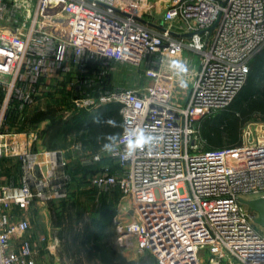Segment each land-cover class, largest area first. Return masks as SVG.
Here are the masks:
<instances>
[{"label": "built area", "instance_id": "2783aa9c", "mask_svg": "<svg viewBox=\"0 0 264 264\" xmlns=\"http://www.w3.org/2000/svg\"><path fill=\"white\" fill-rule=\"evenodd\" d=\"M263 48L264 0H0V161L21 162L0 171V264H34L23 214L70 198L72 158L100 194L129 201L113 220L122 249L156 264H264V231L240 200L264 195V119L223 148H205L198 123L231 104ZM124 66L139 81L119 83ZM46 94L65 117L119 103L123 131L98 149L46 147V126L19 128ZM141 130L152 145L127 156Z\"/></svg>", "mask_w": 264, "mask_h": 264}, {"label": "trees", "instance_id": "16d2710c", "mask_svg": "<svg viewBox=\"0 0 264 264\" xmlns=\"http://www.w3.org/2000/svg\"><path fill=\"white\" fill-rule=\"evenodd\" d=\"M262 81L264 48L251 59L248 79L233 102L225 109L208 114L198 121L205 148L237 145L241 142L243 127L254 115L264 119V89L259 85ZM4 96V90L0 89V106ZM59 102L56 99L47 109H38L19 128L35 127L40 122L49 120L44 130V143L49 148H57L61 140L71 136L73 141L82 143L84 147L98 149L114 143L123 131L124 119L119 103H108L94 111L83 109L73 113L70 118L63 119L58 115ZM223 116L225 118H219ZM76 170L83 173L81 178H85L90 167L78 166ZM72 195L71 193L70 196ZM111 196L109 193L103 194L91 220H83L84 227L80 229L82 233L76 231L80 220L72 211L76 203L68 205L70 198L61 201L58 223L60 227L66 226L65 229L61 227L62 231L58 233L63 246L65 245L62 256L73 260L74 264H85L86 261L90 264H156L151 256H145L140 261L128 258L112 241L105 240L104 232L113 224L117 213L116 202Z\"/></svg>", "mask_w": 264, "mask_h": 264}, {"label": "rangeland", "instance_id": "374dc122", "mask_svg": "<svg viewBox=\"0 0 264 264\" xmlns=\"http://www.w3.org/2000/svg\"><path fill=\"white\" fill-rule=\"evenodd\" d=\"M123 72L121 76L117 77V80L120 81L119 83H124L126 85H132L134 82L139 81V77H140L138 74L139 72L135 67L124 66ZM259 85L261 86L262 89H264V81L260 82ZM55 102H56V99H54L52 95H49V94L44 95V97L41 98V100L38 103H36L29 109V117L30 115H33L38 109H47L52 103H55ZM59 109L60 108L58 107V115L63 119H68L73 115L72 113L70 116L65 117L67 116L66 113L59 112ZM219 118H225V117L223 116ZM259 119H261L260 116L254 115L248 122L259 120ZM48 122L49 120H44L40 122V124L41 126H46ZM242 132H243V129H242ZM75 143H80V142L73 141V137L67 136L66 139L61 140L60 146L58 147L67 148V147L73 146V144ZM88 148L89 147H84V146L82 147V149H88ZM79 151L81 150L75 149L72 152L73 154L76 155ZM75 159L76 158H72V162H71L72 164L69 167L70 169L69 171L72 175V180H73L72 187H71V193L73 195L70 196V199L67 201V203L68 205H71L73 202L76 203L75 206H73L72 211L76 217L80 218V220L77 222V225H76L77 227L76 231H78L79 233H82V230L80 229L84 227L83 220H91V217L93 216L94 211L97 210L99 207V203L101 202L100 200L103 196V193L100 194L99 190L96 187L91 186V184L87 182L85 178H81L82 172L76 170V167H78V161H75ZM14 166H16L15 171L17 172L21 166L20 160L18 162L14 158H3L0 161V171L4 175H6L5 172H11ZM109 194H112L111 199H113V201L116 202L115 209L117 211L118 210L124 211L125 208L129 206L130 204L129 201H127V199L122 196V193L118 189L112 190L111 192H109ZM117 196H119V198H117ZM250 197L253 198L255 196H250ZM41 204H44L43 212L42 210H40L41 207H39L38 211H34L32 213L26 212L23 214V216L27 214V216H29L31 220L32 227L29 230V234L34 231L35 227L38 228V226H42L43 229L46 228L47 225L48 227H53V229H55L54 230L55 234H58L59 231H62L63 228L65 229L66 228L65 225H63V227L61 226L62 227L61 229L58 223V214H60L59 211H61L60 210L61 202H57L54 204L53 203H41ZM45 204L47 206H45ZM77 213H80V214L78 215ZM43 214H46L47 216L44 217ZM258 227L260 230L264 231V227L260 225H258ZM48 231L49 230H46V232ZM51 235L53 236V234ZM104 236H105V240L112 241L115 244V246L125 256H127L128 258L140 261V259L138 258L139 257L138 253H136L135 251L131 252L128 250H124L120 247L119 245L120 242L118 241V232L116 231V226L114 224H111L110 226L107 227V229L104 232ZM61 244H62V241H61ZM60 246L62 249H53V253L55 254V256L59 257L60 252L62 253V250L65 248V245L62 246L60 245V242H58L56 247H60ZM68 264H74V261L68 258ZM85 264H90V263L86 261ZM222 264H241V263L239 261H236L235 259H231V261H224Z\"/></svg>", "mask_w": 264, "mask_h": 264}, {"label": "crops", "instance_id": "0c3cea01", "mask_svg": "<svg viewBox=\"0 0 264 264\" xmlns=\"http://www.w3.org/2000/svg\"><path fill=\"white\" fill-rule=\"evenodd\" d=\"M39 207H41L40 210L43 212L44 204H40ZM43 216L45 217L47 215L43 214ZM46 230L49 231L46 232ZM54 230L55 229H53V227H48L47 225L44 229L42 226H38V228H34L32 233L29 234L28 232V236L31 237L33 241V248L36 252V255L34 256V264H68V258L66 256H62L61 252L59 257L55 256L53 253V249H62L61 246L56 247L58 242H60V245L63 246V244H61L62 240H59V235L55 234ZM51 234H53V236ZM138 254L139 259H141V256L142 258L145 256H151L155 261L154 257L150 254Z\"/></svg>", "mask_w": 264, "mask_h": 264}, {"label": "clouds", "instance_id": "9594fccd", "mask_svg": "<svg viewBox=\"0 0 264 264\" xmlns=\"http://www.w3.org/2000/svg\"><path fill=\"white\" fill-rule=\"evenodd\" d=\"M171 67L178 70L181 74H187L189 72V66L187 62L182 60H173ZM189 82L186 79H180L179 86L181 88H187ZM153 143V138L150 136L144 135L143 131L136 133L134 139H130L127 143V156H131L136 151H144L147 147L151 146Z\"/></svg>", "mask_w": 264, "mask_h": 264}, {"label": "water", "instance_id": "95a60500", "mask_svg": "<svg viewBox=\"0 0 264 264\" xmlns=\"http://www.w3.org/2000/svg\"><path fill=\"white\" fill-rule=\"evenodd\" d=\"M218 21L214 23L211 27L208 28V31H212L217 25ZM189 36L192 34L189 33ZM240 200L245 203L251 211L256 214L255 221L258 225L264 227V195L253 197V198H244L241 197Z\"/></svg>", "mask_w": 264, "mask_h": 264}]
</instances>
